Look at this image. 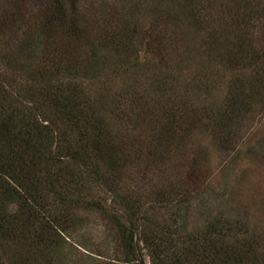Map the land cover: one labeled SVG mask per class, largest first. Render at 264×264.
Segmentation results:
<instances>
[{
  "label": "trees",
  "instance_id": "1",
  "mask_svg": "<svg viewBox=\"0 0 264 264\" xmlns=\"http://www.w3.org/2000/svg\"><path fill=\"white\" fill-rule=\"evenodd\" d=\"M88 1L0 0V264H78L82 210L110 229L97 264H264V226L232 199L192 224L206 179L176 150L264 114V0ZM191 20L209 29L202 77L173 71Z\"/></svg>",
  "mask_w": 264,
  "mask_h": 264
},
{
  "label": "rangeland",
  "instance_id": "2",
  "mask_svg": "<svg viewBox=\"0 0 264 264\" xmlns=\"http://www.w3.org/2000/svg\"><path fill=\"white\" fill-rule=\"evenodd\" d=\"M106 1L114 2V0ZM88 2L97 6L101 0H89ZM144 2L148 3L149 0H144ZM204 5L208 12H211L213 18H216L215 21H218L216 12L219 4L211 5L206 1ZM206 9L205 11H207ZM182 36L186 40L181 39L174 48L169 49L172 51V56L178 58L177 66H173V71H179L183 76L191 77L194 74L197 77H202L203 68L206 67L207 62V54L203 53L206 50L203 41L209 36V29L197 27L195 21L191 20ZM184 47L186 52L192 51L193 53L192 58L186 64H182V59H180L185 54V52L182 54ZM215 93L217 96H221L223 87L216 88ZM253 112H251L250 118L252 116L254 118L247 120L242 128L236 130L234 134H228L226 142L216 139L211 129L199 127L194 128L190 132L191 134L189 133V136L185 138L184 146L176 149L182 151L187 147L190 150L191 147L194 150L193 153L201 162L197 176H200L201 181L205 182L206 179L207 182L203 188L199 189L200 193L197 197L192 198L195 206L191 210L188 209V213L194 215L192 224L196 221L200 222L204 218L201 214L206 212L210 200L223 201L228 198L232 199L241 210L247 211L252 221L259 226H264V114ZM137 129L142 135H145L149 127L140 125ZM136 130L132 132L134 133ZM193 153L190 152L188 158ZM180 156L184 157L185 155ZM179 160L181 161L183 158L179 157ZM141 162L143 161L137 163V171L144 168L145 162ZM167 171L175 173L176 177L182 176L174 168L172 170L167 168ZM152 174L155 178L156 175ZM133 177L137 183H140V181L138 182L140 178H136V172L133 173ZM87 183L91 184L90 181ZM129 184L133 183L130 181ZM91 187L94 192H97V187L93 183ZM222 195L223 198H219ZM78 213L83 216L82 226L70 231L65 244L69 251V254L65 256L68 260L64 259V262L76 260L78 264H97L98 261L92 255L95 254L98 247L104 250L111 248L110 229L106 227L104 220L96 211L82 210Z\"/></svg>",
  "mask_w": 264,
  "mask_h": 264
}]
</instances>
